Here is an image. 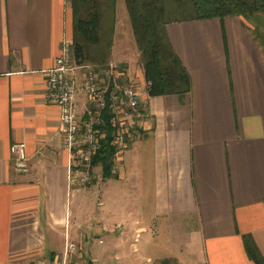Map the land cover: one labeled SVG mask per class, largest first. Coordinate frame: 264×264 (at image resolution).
I'll use <instances>...</instances> for the list:
<instances>
[{"label": "crops", "instance_id": "crops-1", "mask_svg": "<svg viewBox=\"0 0 264 264\" xmlns=\"http://www.w3.org/2000/svg\"><path fill=\"white\" fill-rule=\"evenodd\" d=\"M114 4L105 56H73L77 119L88 120L87 70L109 66L111 90L136 87L142 118L128 120L120 154L111 133L110 171L97 162L81 188L68 180L60 109L46 98L64 41L74 52L71 0H0V264H58L68 244L69 264H254L245 239L264 259V51L251 27L237 17L168 23L190 86L150 96L128 14ZM17 143L26 174L13 170ZM165 228L176 237L159 260Z\"/></svg>", "mask_w": 264, "mask_h": 264}, {"label": "trees", "instance_id": "trees-1", "mask_svg": "<svg viewBox=\"0 0 264 264\" xmlns=\"http://www.w3.org/2000/svg\"><path fill=\"white\" fill-rule=\"evenodd\" d=\"M130 27L134 37L139 61L150 96L177 94L189 90L187 72L173 53L165 26L171 22L241 18L249 26L253 17L264 19V0H124ZM74 12L73 46L74 58L78 64L90 57L103 58L100 49L107 29L103 28L113 16L114 0H71ZM255 19V18H254ZM251 34L264 51V40L255 30ZM102 126L98 129L106 134L105 141L93 158L92 165L101 163L103 171L109 172L114 150L111 147L109 111L102 114ZM248 258L254 264H264L255 246L245 239Z\"/></svg>", "mask_w": 264, "mask_h": 264}, {"label": "built area", "instance_id": "built-area-1", "mask_svg": "<svg viewBox=\"0 0 264 264\" xmlns=\"http://www.w3.org/2000/svg\"><path fill=\"white\" fill-rule=\"evenodd\" d=\"M73 56L72 45L64 41L54 67L47 72L46 98L60 109L63 148L71 154L68 180L82 188L93 179L92 161L106 139L105 132L98 129L103 112L106 109L110 111L109 126L114 131L112 144L116 154H120L126 147V140L132 136L128 120L142 118V105L136 87L124 86L118 91L110 89L115 66H109L100 73L89 69L82 90L89 98L90 110L88 120L80 123L75 104L74 78L77 68L73 63ZM25 150L23 143L10 147L13 170L18 174H26L28 171ZM74 250L75 246L68 244L63 261L58 264H69L67 259Z\"/></svg>", "mask_w": 264, "mask_h": 264}, {"label": "rangeland", "instance_id": "rangeland-1", "mask_svg": "<svg viewBox=\"0 0 264 264\" xmlns=\"http://www.w3.org/2000/svg\"><path fill=\"white\" fill-rule=\"evenodd\" d=\"M124 3H125L124 0H117L116 13H115L117 17H119L120 15L127 16V11H126V7ZM249 24H250V27L253 30H255V32L259 36H261L262 39L264 40V19L263 17L262 16L253 17V20L251 21V23L249 22ZM132 57H134L135 59V63H134L135 69L140 70L141 65H140L139 57L136 55V52H132ZM174 233L175 232L172 233L171 230L165 228L161 232L159 236V240L157 241L158 247L152 248V251H153L152 254L158 255L157 257L159 260H161L163 257H168V256L171 257L172 251L169 248V246L171 245L172 240H174L176 237ZM144 240L145 239H142L141 243H143ZM101 248L102 247H97L95 249L99 250ZM155 264H160V263H155Z\"/></svg>", "mask_w": 264, "mask_h": 264}]
</instances>
